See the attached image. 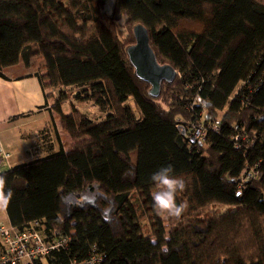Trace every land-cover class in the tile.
<instances>
[{"label": "trees", "instance_id": "trees-1", "mask_svg": "<svg viewBox=\"0 0 264 264\" xmlns=\"http://www.w3.org/2000/svg\"><path fill=\"white\" fill-rule=\"evenodd\" d=\"M136 24L176 71L157 97L126 54ZM19 62L59 90L51 110L68 140L0 170L9 225L66 238L47 264H264V0H0V77ZM70 98L104 116L72 100L64 112ZM199 125L205 140L190 139ZM168 165L187 185L180 220L153 208L150 177ZM252 165L258 177L242 181Z\"/></svg>", "mask_w": 264, "mask_h": 264}, {"label": "crops", "instance_id": "crops-1", "mask_svg": "<svg viewBox=\"0 0 264 264\" xmlns=\"http://www.w3.org/2000/svg\"><path fill=\"white\" fill-rule=\"evenodd\" d=\"M21 64L5 69L6 78L0 77V143L10 154L5 160L7 169L44 156L47 144L57 150L58 136L62 143L68 142L62 138L51 100L45 99L34 72ZM27 112L31 113L10 119ZM0 223L9 224L3 207H0Z\"/></svg>", "mask_w": 264, "mask_h": 264}, {"label": "built area", "instance_id": "built-area-1", "mask_svg": "<svg viewBox=\"0 0 264 264\" xmlns=\"http://www.w3.org/2000/svg\"><path fill=\"white\" fill-rule=\"evenodd\" d=\"M216 127V126H214ZM205 127L192 126L188 137L192 140H205ZM10 154L0 143V159L8 160ZM259 175L257 165H252L241 172V180L256 179ZM66 238L58 239L52 233L46 232L40 222H32L23 230H18L9 224L0 223V243L3 251L0 253V264H47V256L52 249L64 244ZM101 257L92 254L89 257L72 261L70 264H97Z\"/></svg>", "mask_w": 264, "mask_h": 264}, {"label": "clouds", "instance_id": "clouds-1", "mask_svg": "<svg viewBox=\"0 0 264 264\" xmlns=\"http://www.w3.org/2000/svg\"><path fill=\"white\" fill-rule=\"evenodd\" d=\"M150 179L157 186V191L152 196L154 211L158 215L166 216V218L180 220L188 205L186 202L177 204L176 194L186 190L185 181L173 175L172 165L161 167L151 175ZM6 184V177L0 174V207L3 208L7 207L13 196V191L6 188ZM150 242L155 245L156 238L153 237ZM169 251L167 245L160 247V252L165 255Z\"/></svg>", "mask_w": 264, "mask_h": 264}, {"label": "water", "instance_id": "water-1", "mask_svg": "<svg viewBox=\"0 0 264 264\" xmlns=\"http://www.w3.org/2000/svg\"><path fill=\"white\" fill-rule=\"evenodd\" d=\"M132 30L134 43L126 48L128 60L134 68L135 76L150 85V96L157 97L162 81L171 83L176 71L169 64H160L157 61L143 25L136 24Z\"/></svg>", "mask_w": 264, "mask_h": 264}, {"label": "rangeland", "instance_id": "rangeland-1", "mask_svg": "<svg viewBox=\"0 0 264 264\" xmlns=\"http://www.w3.org/2000/svg\"><path fill=\"white\" fill-rule=\"evenodd\" d=\"M106 8H109V3L106 5ZM32 61H34V60L32 59ZM31 71H33L35 73V70L31 69ZM40 73H42V72H40ZM45 93H47L48 99L51 100L50 101L51 106L54 104V102L57 100V98L60 94L59 90H49L48 88L45 91ZM71 100L75 103L76 106H78V108L81 110V112L86 114L91 119L98 120L104 116V114L101 113L96 107H94L91 102L79 103L77 101H74L73 98H70L67 102H64L62 104V107H63L62 109H64L65 112H67L69 110L68 103ZM6 169H7V164H6L5 160H2L0 162V170L5 171ZM88 198H91V197H88ZM4 224H7V223H4Z\"/></svg>", "mask_w": 264, "mask_h": 264}]
</instances>
